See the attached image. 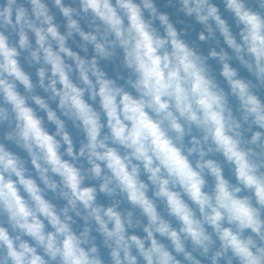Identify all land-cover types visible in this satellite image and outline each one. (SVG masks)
<instances>
[{"label": "clouds", "instance_id": "obj_1", "mask_svg": "<svg viewBox=\"0 0 264 264\" xmlns=\"http://www.w3.org/2000/svg\"><path fill=\"white\" fill-rule=\"evenodd\" d=\"M0 264H264V0H0Z\"/></svg>", "mask_w": 264, "mask_h": 264}]
</instances>
